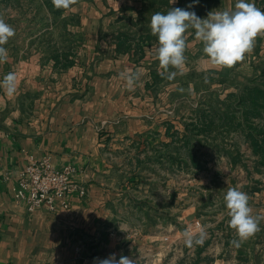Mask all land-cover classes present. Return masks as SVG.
Here are the masks:
<instances>
[{"label": "crops", "instance_id": "0c3cea01", "mask_svg": "<svg viewBox=\"0 0 264 264\" xmlns=\"http://www.w3.org/2000/svg\"><path fill=\"white\" fill-rule=\"evenodd\" d=\"M39 1L48 14L40 24L29 0L2 5L18 25L10 24L15 36L4 45L8 60L0 64V80L9 72L17 76L15 95L0 88V264H94L96 258L113 253L117 259L123 255L147 264L142 248L147 256L163 260L151 264H194L198 259V264H264V220L259 232L236 247L224 208V228L219 223L223 219H215L219 227L207 230L210 244L199 246L204 247L199 254V247H193L190 261L178 257L186 253L178 246L183 241L179 227L188 219L196 226L205 206L223 202L225 196L201 178L213 171L180 162L185 156V123L206 95L222 93L223 98L264 75V35L256 37L242 62L221 68L207 62L203 45L190 30L185 74L172 81L154 57L156 40L144 42L142 54L134 49L119 52L114 39L119 31L135 28L131 21L143 19L149 27L152 1L155 7L164 1L165 14L180 7L206 18L210 11L234 8L236 0H77L61 17ZM255 4L264 10V0ZM70 49L73 63L56 65L54 53ZM129 69L141 73L134 90L119 78ZM228 79L238 82L236 87ZM47 155L59 169L73 165V179L87 192L71 194L67 209L43 206L29 212L15 199V189L29 160ZM249 197L253 214L264 215V190ZM170 205L176 213L169 214ZM216 213H210L212 219ZM155 239L169 243L165 249L144 245ZM132 241L139 244L133 247ZM174 249L181 252L178 260L167 263L166 255Z\"/></svg>", "mask_w": 264, "mask_h": 264}, {"label": "clouds", "instance_id": "9594fccd", "mask_svg": "<svg viewBox=\"0 0 264 264\" xmlns=\"http://www.w3.org/2000/svg\"><path fill=\"white\" fill-rule=\"evenodd\" d=\"M51 3L56 10L68 11L77 0H51ZM175 3L176 0H171V4ZM149 28L151 34L157 37V44L152 50L154 57L166 74L165 78L172 81L177 75L185 74V52L189 47L190 30H195V38L203 45L204 56L210 65L231 68L253 50L256 37L264 35V10L256 6L255 0H236L234 8L210 11L206 18H201L195 11L171 7L166 14L155 12ZM14 36L15 29L0 15V64L8 60V50L4 45ZM140 75L139 70L129 69L120 72L119 78L126 82L129 90H134ZM16 81L15 72H9L0 80V88L13 96L17 92ZM224 200L230 218L228 225L238 238L231 243L239 247L260 231L264 215L253 214L249 195L238 187L228 188ZM207 237V227L199 223L195 229L189 227L182 233L183 242L188 248L203 246ZM94 264H136V260L123 255L117 259L113 253L104 259L96 258Z\"/></svg>", "mask_w": 264, "mask_h": 264}, {"label": "trees", "instance_id": "16d2710c", "mask_svg": "<svg viewBox=\"0 0 264 264\" xmlns=\"http://www.w3.org/2000/svg\"><path fill=\"white\" fill-rule=\"evenodd\" d=\"M16 0H0V4H9ZM44 3L54 15H60L61 10H56L51 0H44ZM156 1H152L151 6L155 12H162L164 1L155 7ZM143 17V16H142ZM134 29L119 31L114 39L117 43L119 52H126L134 49L143 54V43L156 40L157 37L151 34V30L143 23V19L137 22L131 21ZM140 26L139 28H137ZM72 50L56 51L54 59L56 65L67 67L73 63L69 58ZM211 99V100H210ZM201 101L199 108L195 111L192 119L185 123V135L183 147L187 157L180 159V162L188 163V159L194 166H199L195 152L192 150L195 142L200 141V136L209 137L212 134L239 132L245 136L247 146L254 157V170L264 175V75L255 77L243 83L236 92L228 93L223 98H210ZM238 157H234L236 162ZM176 161V158L172 157ZM246 187L249 194L261 191L264 187L263 182L258 179L253 181V185ZM199 247V246H198ZM204 248V247H203ZM203 248H198V254ZM196 261L194 264H198Z\"/></svg>", "mask_w": 264, "mask_h": 264}, {"label": "rangeland", "instance_id": "374dc122", "mask_svg": "<svg viewBox=\"0 0 264 264\" xmlns=\"http://www.w3.org/2000/svg\"><path fill=\"white\" fill-rule=\"evenodd\" d=\"M28 1V0H27ZM39 0H29L30 5H34L37 8V13L39 14V19H37V21H35V23L40 24L43 23L44 21H46L48 14L43 13L42 7L38 6ZM44 1V0H43ZM40 2V1H39ZM14 8V7H13ZM63 11V9H62ZM30 11L27 10V14ZM0 15L3 16V18L5 19L6 23L11 24L12 26L16 27L18 25V21L17 19L13 20L11 22L10 18H11V14L7 11V7L3 8L2 5L0 4ZM24 13L20 16H23ZM62 13L60 15H58L59 17H61ZM16 16V15H15ZM27 16V15H26ZM58 17V19H59ZM17 18V16H16ZM21 21H25L28 22V20L26 18H22ZM71 20H68V22H70ZM23 23V22H22ZM66 23L65 20H61L60 18V25L64 26ZM234 79H228V82H231V87L234 88L236 87L237 83L233 82ZM227 82V83H228ZM216 84H220L223 85V82H217ZM223 94L222 93H212L210 95H206L205 99H210V98H222ZM225 96V95H224ZM211 100V99H210ZM195 152L196 155V159L197 161H199V166H195L197 168H200L201 171H208L210 173V171H213V173H210V175H205V176H201V178H206V180H209L215 189H219V191L221 190V192H218L217 194H221L220 196H222V193L226 194V189L230 188V187H238L240 188L242 191L246 192L249 196H251V194H249L246 190V187H250L249 185H253V181L258 180V179H264V175L260 172H256L254 170V157L251 155L250 149L247 146V142L245 139V136L242 135L239 132H232V133H222V134H212L209 137H205V136H200V141L195 142L194 147L192 149ZM185 153V157H187L186 152L184 150ZM234 157H238L237 161L234 162L233 158ZM189 164H192L190 162V159H188ZM185 167L188 166V163H184ZM236 168V169H235ZM240 168L243 169V175L239 174V172H237V170H240ZM232 174L234 175L233 177H229L228 175ZM209 176H212V178H209ZM241 176H242V180H241ZM214 177V178H213ZM243 182V183H242ZM264 182V180H263ZM264 184V183H263ZM264 190V188H263ZM158 198L159 195H158ZM209 200V197H208ZM207 200V201H208ZM218 200V199H217ZM221 203V204H217L216 203ZM214 202V205L212 206H205L204 209H207L205 211L202 212L203 215H201L202 217H198V221H195V224L199 223L200 225H204L207 227V230H209L210 227H215L216 225H218L220 223V227L225 226V221H226V217H223V213H220L221 208L227 209L226 208V203L223 197V202L221 201H217ZM155 209H160L159 205L154 206ZM168 211L169 214L172 213H176V207L173 206H169L168 207ZM214 209V210H213ZM153 210V207H152ZM186 214L190 212V210L188 209V207L186 206ZM218 212L220 213L218 215V213H216L217 216H215L216 218H213L210 216L211 212ZM197 216V213H195ZM194 214V215H195ZM129 215V214H128ZM215 219H223L222 222L219 223H214ZM189 220V221H188ZM186 220V222H184V227H179V230H181V232L183 233V231L186 228H193L195 229L196 226H192L194 224V222H191L190 219ZM226 225L229 227L228 222L226 223ZM154 226V224H153ZM219 227V225H218ZM261 227V224H260ZM156 229V228H154ZM113 232H115V230H113ZM114 234L109 235V237H115L112 236ZM112 238V239H113ZM173 239V238H172ZM236 237L233 239L235 240ZM232 240V241H233ZM169 240H164V239H155V240H148V242H146L144 245L146 247H148L149 245H152L154 247H158V248H166L167 244ZM132 245L133 247H135L137 244L134 241H132ZM172 243V242H171ZM170 243V244H171ZM178 243V242H177ZM174 245V248H176L177 244L172 243ZM210 244V242L207 240L204 243V246H208ZM127 246V244L125 245ZM162 246V247H161ZM179 248H186V253L185 255H179V253H177L176 249H174L173 251H171L167 256V263L170 262H174L177 259V256L180 257L182 260H184V263L187 261H190L193 257L192 255V248H188L187 246H185L184 242L182 241L181 243H178ZM182 246V247H181ZM141 254L145 255V258L143 259L144 263L147 264H151L150 262L152 261H163L161 260L160 255L154 257V255L152 256H147L145 253H148L147 250H144V248L139 250ZM189 251V254H188ZM156 258V259H155ZM178 260V259H177ZM165 262V261H164ZM50 264V263H49ZM166 264V262H165Z\"/></svg>", "mask_w": 264, "mask_h": 264}, {"label": "built area", "instance_id": "2783aa9c", "mask_svg": "<svg viewBox=\"0 0 264 264\" xmlns=\"http://www.w3.org/2000/svg\"><path fill=\"white\" fill-rule=\"evenodd\" d=\"M77 169L73 165L57 168L50 155L31 158L21 172L15 189V199L25 203L29 212L47 206L50 211L70 207L73 193L85 195L86 187L73 179Z\"/></svg>", "mask_w": 264, "mask_h": 264}]
</instances>
